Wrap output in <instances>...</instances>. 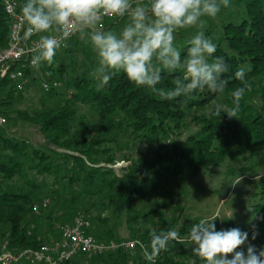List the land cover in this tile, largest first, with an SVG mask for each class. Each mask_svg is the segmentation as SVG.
<instances>
[{
  "label": "trees",
  "instance_id": "16d2710c",
  "mask_svg": "<svg viewBox=\"0 0 264 264\" xmlns=\"http://www.w3.org/2000/svg\"><path fill=\"white\" fill-rule=\"evenodd\" d=\"M24 2H19L20 13ZM234 3L244 5L241 20L224 24L223 35L214 39L217 49L213 58L223 57L229 66V71L222 76L228 80L223 93H213L205 88L195 91L190 98L166 100L147 88L137 87L123 72L115 74L107 86L98 89L97 81L86 74L73 77V65L66 61L71 52L70 43L76 41L78 34L71 36L65 41L66 46L57 50L64 54L58 59L57 52L51 65L44 63L38 69L29 64L19 65L25 79L38 82L42 90L43 79L51 84L44 91L58 98V103L50 107L44 105L34 112L14 111V105L24 98L25 88L18 91L9 78L0 81V113L7 118V123L17 121L34 126L44 138L42 148H36L28 141L0 133V146L9 153L4 161H0L1 178L10 180L21 175L28 163L29 169L37 174L53 177V185L57 187L50 192V199H43L34 192L39 187L32 182H27L30 191H11L0 185V239L7 240L10 249H36L44 243L31 236V229L40 218L47 220L53 231L55 221L70 223L78 213L91 211L96 213V220L101 225L95 234L91 230L96 239L131 240L118 237L115 228L108 226L113 219L123 218L130 237L147 245L152 229L157 232L177 229V219H168L161 211L166 200L157 203L153 210L147 206L148 202L156 203L159 198L167 197L166 180L169 177L182 174L183 166L200 171L209 166L217 167L227 160L234 162L236 157L251 159L264 149V0H235ZM126 18L106 20L104 30L111 31ZM9 36L10 20L4 2L0 0V49L7 45ZM186 42L179 37L174 40L182 59L187 55ZM241 65L251 69L244 80L250 88L241 100L236 117L223 112L217 116L213 108L207 116L194 117L200 125L199 138L193 135L180 139L189 114L194 110L202 109L222 96L226 107L233 106L231 93L242 86L234 74ZM181 75V72H165L157 87L170 89L174 87L175 78ZM53 83L59 86L54 87ZM62 84L65 85L63 93L59 90ZM79 106L86 107L94 119L86 122L83 117L77 123L75 110ZM78 124L82 128L79 129ZM139 141L155 145L157 149L131 158L130 145L135 146ZM119 160L130 162L120 172L113 167ZM237 171L242 174V168L229 173L233 175ZM72 187L80 191L70 192ZM86 196L97 199L89 209L74 214ZM46 200L49 203L44 207ZM50 200L54 202L53 210L60 203L65 207L57 219L51 212L43 214L49 208ZM215 226L217 231L239 228L252 234L251 230L233 224ZM191 227L192 224L182 225L178 232L181 236L188 235ZM59 236L60 228L52 240ZM193 247L187 240L183 244L172 241L155 264H193V261L203 264L193 255ZM138 249L140 246L134 254L124 250L112 252L96 257L88 264H150L140 256L131 261L138 255ZM81 261L78 258L63 264H81Z\"/></svg>",
  "mask_w": 264,
  "mask_h": 264
},
{
  "label": "clouds",
  "instance_id": "9594fccd",
  "mask_svg": "<svg viewBox=\"0 0 264 264\" xmlns=\"http://www.w3.org/2000/svg\"><path fill=\"white\" fill-rule=\"evenodd\" d=\"M229 0H25L21 15L27 41L39 35L31 64L39 68L51 65L57 50L71 36L79 34L88 38L97 57V64L89 76L97 81V88L108 85L112 77L123 72L137 87H144L162 99L190 98L197 91L207 88L213 93H223L228 80L222 78L229 71L223 57H214L217 45L198 32L187 43V55L182 59L180 50L174 45V33L195 26L201 17H215L221 6L227 7ZM105 17H127L128 22L119 33L105 31ZM250 67L241 65L235 79L241 87L232 93L231 108L215 105L214 114L227 113L236 117L241 100L250 85L244 83ZM181 72L173 81L174 87L158 88L163 73ZM187 102V99L186 101ZM237 180L234 184L239 183ZM212 219H200L194 223L186 237L172 228L157 232L152 229L147 245L141 244L143 257L155 264L162 251H167L170 242L183 244L185 240L194 245L192 253L203 264H264V249L257 251L248 245V233L239 228L216 230ZM256 238L254 233L252 239ZM195 264V261H193Z\"/></svg>",
  "mask_w": 264,
  "mask_h": 264
},
{
  "label": "rangeland",
  "instance_id": "374dc122",
  "mask_svg": "<svg viewBox=\"0 0 264 264\" xmlns=\"http://www.w3.org/2000/svg\"><path fill=\"white\" fill-rule=\"evenodd\" d=\"M234 2L235 0H229L227 7L221 6V10L214 18L204 16L200 18L197 25L177 30L174 33L175 39L179 37L188 41L198 32L203 31L205 37L214 42V39H218L223 35L224 24L238 23L241 20L242 12L245 10L244 5L238 6ZM127 22L128 18L120 20L118 26L116 28L113 27L111 31L119 33ZM75 39L76 41L73 40L70 43L69 49L71 52L66 57V61L68 64L71 63L73 65V77H77L80 74H86L90 77L89 72L97 64L96 54L88 38H81L78 34ZM57 52H59L58 59L62 58L64 52L60 50ZM34 73L38 74L36 70ZM43 82H45V79H43ZM59 90L62 93L65 92V85L62 84ZM23 93L24 98L15 104L12 110L34 112L43 108L44 105V107H50L58 103V98L47 95V92L41 89L39 83L32 80H28ZM216 104L226 106L225 97H219L210 105L191 112L186 121L187 126L179 138L185 140L193 135L199 138L200 125L194 121V117L209 115ZM75 112L77 123L81 122L83 117L86 122L94 119L92 113L86 107L79 106ZM78 127L79 129L82 128L79 124ZM0 133L19 141H28L30 145L36 148H42L43 146L44 138L38 129L22 122L11 121L0 130ZM130 148L131 158H136L140 153L153 152L157 149V146H149L145 141H139L135 146L130 145ZM58 151L68 152L64 149H58ZM7 154L9 153L0 146V161H4ZM129 163L128 160H119L113 167L120 172L121 168L128 166ZM29 166L30 164L26 163L21 175L17 174L10 180H3L0 175V185L11 191H30L31 189L27 182H32L39 187L37 192L34 191L35 193H39L43 199H50V192L52 189L57 188L53 185V177L39 175L34 170L29 169ZM240 168H242V174L239 171L233 175L229 173ZM237 180H240V182L234 184ZM76 190L72 187L70 192ZM79 191L77 190V192ZM166 192L168 195L165 199L159 198L156 203L148 202L147 206L153 210L156 208L157 203L166 200L161 207V211L163 210L168 219L172 217L177 219V231L182 225H193L200 219L210 220L213 217H217L213 221L215 225L233 224L252 231V234H248V241L242 246L241 250L246 252L248 245L255 246L257 251L264 249V149L251 159L236 157L234 162L227 160L217 167L209 166L207 169H201L200 171H194L191 167L183 166L182 174L169 177L166 180ZM96 199V196L84 197L81 208H77L74 214L82 212L83 209H89ZM53 206L54 202L50 200V206L45 209L43 214L51 212L53 218L57 219V216L64 212L65 207L60 203L53 210ZM88 214L92 220V233L95 234L101 225L96 220L95 212L91 211ZM63 222L55 221L52 231L48 221L40 218V220L35 221L34 228L32 227L31 229V236L42 239L44 243L50 242L57 235ZM108 226L115 228L116 233L119 235L118 237L132 239L126 229L123 218L113 219ZM254 233L256 238L253 240L252 236ZM0 240L4 241V238ZM141 243L145 244L144 242ZM138 250V255L133 256L131 261L139 256L145 260L141 247ZM94 264L103 263L96 262Z\"/></svg>",
  "mask_w": 264,
  "mask_h": 264
},
{
  "label": "built area",
  "instance_id": "2783aa9c",
  "mask_svg": "<svg viewBox=\"0 0 264 264\" xmlns=\"http://www.w3.org/2000/svg\"><path fill=\"white\" fill-rule=\"evenodd\" d=\"M146 0H140L145 2ZM5 11L10 20V36L7 45L0 49V81L9 78L14 82L16 89L22 91L28 82L25 79L23 70L19 65L33 67L32 56L35 54L29 49L35 47L39 40L29 38L23 39L26 26L22 15L18 10L20 0H3ZM118 17H105L106 20ZM65 43V42H64ZM52 86L58 87V83ZM51 84L44 82V90H48ZM7 118L0 113V128L6 126ZM49 203L44 202V207ZM92 221L88 214L78 213L70 223L60 227L58 239L43 243L36 249L12 250L7 240L0 242V264H63L71 260L81 258V264H88L92 259L119 250L134 254L142 244L139 240L102 241L95 238L91 233Z\"/></svg>",
  "mask_w": 264,
  "mask_h": 264
}]
</instances>
